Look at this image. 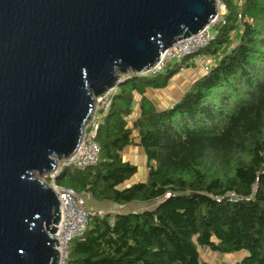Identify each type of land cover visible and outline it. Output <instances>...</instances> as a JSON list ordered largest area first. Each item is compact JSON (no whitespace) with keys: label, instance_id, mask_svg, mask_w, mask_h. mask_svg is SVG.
Segmentation results:
<instances>
[{"label":"trees","instance_id":"1","mask_svg":"<svg viewBox=\"0 0 264 264\" xmlns=\"http://www.w3.org/2000/svg\"><path fill=\"white\" fill-rule=\"evenodd\" d=\"M220 1L208 44L160 72L124 75L98 110V161L56 176L97 201L152 203L93 216L68 243L67 264H226L201 259L198 246L244 251L234 264H264V0ZM199 55L212 66L157 109L146 88L165 86ZM136 94L139 114L128 127ZM134 129L146 178L120 187L137 170L122 156Z\"/></svg>","mask_w":264,"mask_h":264},{"label":"water","instance_id":"2","mask_svg":"<svg viewBox=\"0 0 264 264\" xmlns=\"http://www.w3.org/2000/svg\"><path fill=\"white\" fill-rule=\"evenodd\" d=\"M217 14L216 0H0V264L59 263V199L40 176L99 97Z\"/></svg>","mask_w":264,"mask_h":264},{"label":"built area","instance_id":"3","mask_svg":"<svg viewBox=\"0 0 264 264\" xmlns=\"http://www.w3.org/2000/svg\"><path fill=\"white\" fill-rule=\"evenodd\" d=\"M217 3L218 5L224 6L220 0ZM220 19L221 17H218L217 14L209 25L199 32L177 40L163 52L152 67L142 73L160 72L172 60H179L207 45L212 37L210 27L215 25V22L217 23ZM203 58H205L204 55H199L192 60L193 62L197 60L202 61ZM212 64L207 61L203 65L204 71L206 72ZM97 102H100V109H105L109 104V97L103 95L97 99ZM98 117L99 113L93 111V114L85 125L82 139L74 153L66 158L60 159L61 162L59 163V160H57L53 170L40 176V179L56 192L59 199L60 217L56 225V231L51 234L57 241L56 249L59 252L58 264H67V248L70 240L82 233L93 216H103L106 213V210L103 208L88 207L82 194L76 192L71 187L58 185L55 181L58 173L65 167L72 166L78 170H83L98 161L100 147L95 139ZM168 194L167 192L166 195Z\"/></svg>","mask_w":264,"mask_h":264},{"label":"crops","instance_id":"4","mask_svg":"<svg viewBox=\"0 0 264 264\" xmlns=\"http://www.w3.org/2000/svg\"><path fill=\"white\" fill-rule=\"evenodd\" d=\"M194 59V58H193ZM193 61V60H192ZM204 74V71L195 63L192 62L191 65L184 67L180 69L176 74H174L167 84L163 87H147L145 90V95L151 99L153 104L157 109H164L169 107L170 105L174 104L176 101L179 100V98L182 96V94L189 88L191 83L202 76ZM140 98L139 94L135 95V101L132 105V114L129 116L127 122L128 127L132 126V122L139 114V107H138V100ZM132 136L134 138V144H130L124 147L123 151L126 152L125 154H122L124 156L123 158L130 163L136 165L137 170L139 169V165L134 162H141V168L140 173L144 174L146 178L147 168H146V158L144 155V152L138 144H136L138 138H137V130L134 129L132 131ZM136 160V161H135ZM135 172V174H136ZM135 174L128 180H126L124 183L120 185V187L129 186L132 183L137 182V178ZM145 180V179H143ZM141 180V181H143ZM86 204L88 207H95V208H103L107 211H121V208L124 206H120L114 203H110L108 201H97L93 199L89 194H86ZM136 202L128 203V204H134ZM137 204H143V203H137ZM129 210H136V209H129Z\"/></svg>","mask_w":264,"mask_h":264},{"label":"rangeland","instance_id":"5","mask_svg":"<svg viewBox=\"0 0 264 264\" xmlns=\"http://www.w3.org/2000/svg\"><path fill=\"white\" fill-rule=\"evenodd\" d=\"M217 2L219 0H216ZM218 5V3H217ZM224 11V6H221L220 4L218 5V17H221V14L223 13ZM216 24V22H215ZM211 31H213V28L211 27L210 28ZM205 58H203L202 61L200 60H197V61H194L203 71V65L207 63V61H209L210 63H214V58L213 57H210V56H204ZM194 60V59H193ZM196 60V59H195ZM182 69V68H181ZM205 72V71H204ZM129 72H127L126 74H128ZM111 90H109L108 92H106L104 95L108 96V93L110 92ZM100 102L96 103L95 106H94V110L93 111H97L100 109ZM93 114V112H92ZM122 154H125L126 155V152H122ZM124 157V156H123ZM136 161V160H135ZM61 162V160L58 161V163ZM136 164H138L139 166V169L138 171L136 172L135 176L137 178V181H141L143 179H145V176L144 174H141L140 173V168H141V162H134ZM143 166V165H142ZM84 199H85V203H86V196L84 195ZM87 205V204H86ZM148 205H152V203H148L147 205L145 204H137V203H134V204H125L122 208H121V211L122 210H129V209H142L144 207H148ZM198 251H199V255H200V258L205 260V261H208V262H212V263H226V264H234L236 262H238L242 257L243 255L245 254L244 251H236V252H232V253H219V252H214L212 251L211 249L207 248V247H202V246H198Z\"/></svg>","mask_w":264,"mask_h":264},{"label":"bare ground","instance_id":"6","mask_svg":"<svg viewBox=\"0 0 264 264\" xmlns=\"http://www.w3.org/2000/svg\"><path fill=\"white\" fill-rule=\"evenodd\" d=\"M194 34H195V33H194ZM56 163H57V160H56ZM52 170H53V169H52ZM47 172H50V171H47ZM47 172H44V173H47ZM44 173H43V174H44Z\"/></svg>","mask_w":264,"mask_h":264}]
</instances>
